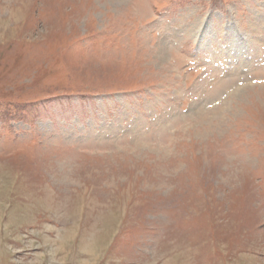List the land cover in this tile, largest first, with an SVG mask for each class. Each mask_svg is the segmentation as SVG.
<instances>
[{"label": "rangeland", "instance_id": "obj_1", "mask_svg": "<svg viewBox=\"0 0 264 264\" xmlns=\"http://www.w3.org/2000/svg\"><path fill=\"white\" fill-rule=\"evenodd\" d=\"M0 264H264V0H0Z\"/></svg>", "mask_w": 264, "mask_h": 264}]
</instances>
